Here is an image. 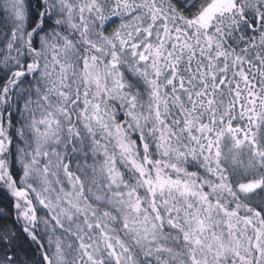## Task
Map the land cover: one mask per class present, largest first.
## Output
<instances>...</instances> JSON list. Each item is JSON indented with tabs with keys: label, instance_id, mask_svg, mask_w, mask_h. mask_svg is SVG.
Segmentation results:
<instances>
[{
	"label": "snow or ice",
	"instance_id": "snow-or-ice-1",
	"mask_svg": "<svg viewBox=\"0 0 264 264\" xmlns=\"http://www.w3.org/2000/svg\"><path fill=\"white\" fill-rule=\"evenodd\" d=\"M0 264H264V0H0Z\"/></svg>",
	"mask_w": 264,
	"mask_h": 264
},
{
	"label": "trees",
	"instance_id": "trees-1",
	"mask_svg": "<svg viewBox=\"0 0 264 264\" xmlns=\"http://www.w3.org/2000/svg\"><path fill=\"white\" fill-rule=\"evenodd\" d=\"M5 197L3 193H0V209H5L8 205V200H5Z\"/></svg>",
	"mask_w": 264,
	"mask_h": 264
},
{
	"label": "bare ground",
	"instance_id": "bare-ground-1",
	"mask_svg": "<svg viewBox=\"0 0 264 264\" xmlns=\"http://www.w3.org/2000/svg\"><path fill=\"white\" fill-rule=\"evenodd\" d=\"M5 200H7V197H5Z\"/></svg>",
	"mask_w": 264,
	"mask_h": 264
}]
</instances>
